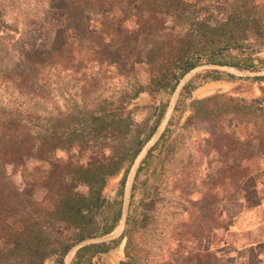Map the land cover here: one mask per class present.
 Returning <instances> with one entry per match:
<instances>
[{"label":"trees","instance_id":"16d2710c","mask_svg":"<svg viewBox=\"0 0 264 264\" xmlns=\"http://www.w3.org/2000/svg\"><path fill=\"white\" fill-rule=\"evenodd\" d=\"M44 1L42 18L25 24L3 49H16L15 62L24 67L0 70V82L37 95V84L54 69L90 77L144 68L148 77L131 92L63 115L0 108V264H64L76 244L115 231L130 167L160 125L179 79L217 55L229 60L216 64L248 69L246 62L260 60L253 54L264 47V4L253 0H230L222 19L202 16L192 0ZM250 30L254 42H248ZM197 87L185 84L182 99ZM250 183L255 193L243 195L245 203L257 195ZM238 190L230 196L234 202ZM124 238L126 228L116 239L83 246L70 264H96Z\"/></svg>","mask_w":264,"mask_h":264},{"label":"rangeland","instance_id":"374dc122","mask_svg":"<svg viewBox=\"0 0 264 264\" xmlns=\"http://www.w3.org/2000/svg\"><path fill=\"white\" fill-rule=\"evenodd\" d=\"M192 1L202 16L222 19L230 0ZM258 2L264 4L253 0ZM45 5L44 0H0V70L24 67L15 62L16 49L6 54L3 49L19 38L25 24L42 18ZM253 33L248 42L256 41ZM253 56L260 60L252 57L248 69L240 70L214 63L229 60L217 55L179 79L160 125L130 167L119 225L110 234L76 244L64 264L81 247L116 239L125 228L126 238L96 264H235V259L254 256L264 264V47ZM89 75L54 69L37 84V95L2 81L0 108L63 115L131 92L148 77L144 68L127 76L102 70ZM212 76L221 79L209 82ZM188 82L200 87L182 99ZM206 97L212 99L191 104ZM250 179L257 195L245 203L242 196L255 193ZM116 183L108 193H114ZM234 188H239L237 202L230 198Z\"/></svg>","mask_w":264,"mask_h":264},{"label":"water","instance_id":"95a60500","mask_svg":"<svg viewBox=\"0 0 264 264\" xmlns=\"http://www.w3.org/2000/svg\"><path fill=\"white\" fill-rule=\"evenodd\" d=\"M148 142H149V141H148ZM148 142H147V143H148ZM147 143H146V145H147Z\"/></svg>","mask_w":264,"mask_h":264}]
</instances>
